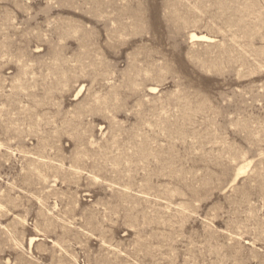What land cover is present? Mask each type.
<instances>
[{
	"label": "rangeland",
	"instance_id": "rangeland-1",
	"mask_svg": "<svg viewBox=\"0 0 264 264\" xmlns=\"http://www.w3.org/2000/svg\"><path fill=\"white\" fill-rule=\"evenodd\" d=\"M0 264H264V0H0Z\"/></svg>",
	"mask_w": 264,
	"mask_h": 264
},
{
	"label": "bare ground",
	"instance_id": "bare-ground-1",
	"mask_svg": "<svg viewBox=\"0 0 264 264\" xmlns=\"http://www.w3.org/2000/svg\"><path fill=\"white\" fill-rule=\"evenodd\" d=\"M191 39H196V40H206L207 39V37H204V36H198V35H196V34H193L192 35V38ZM243 170V169H242ZM242 172V171H241Z\"/></svg>",
	"mask_w": 264,
	"mask_h": 264
}]
</instances>
